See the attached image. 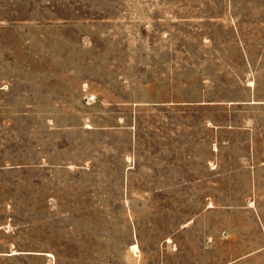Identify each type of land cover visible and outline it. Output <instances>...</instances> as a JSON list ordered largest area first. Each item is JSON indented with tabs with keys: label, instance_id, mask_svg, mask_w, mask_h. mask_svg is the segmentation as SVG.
Segmentation results:
<instances>
[{
	"label": "rangeland",
	"instance_id": "rangeland-1",
	"mask_svg": "<svg viewBox=\"0 0 264 264\" xmlns=\"http://www.w3.org/2000/svg\"><path fill=\"white\" fill-rule=\"evenodd\" d=\"M0 264H264V0H0Z\"/></svg>",
	"mask_w": 264,
	"mask_h": 264
}]
</instances>
